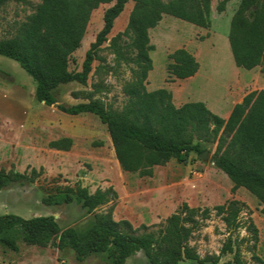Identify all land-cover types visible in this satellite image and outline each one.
<instances>
[{
	"label": "trees",
	"instance_id": "1",
	"mask_svg": "<svg viewBox=\"0 0 264 264\" xmlns=\"http://www.w3.org/2000/svg\"><path fill=\"white\" fill-rule=\"evenodd\" d=\"M129 1L41 0L34 12L17 26L13 36L0 39V56L16 62L32 78L36 101L50 107L56 104L53 91L58 86L72 82L86 85L98 52L109 41L107 48L116 60L135 67L132 80L124 87L128 97L125 107L116 112L98 99H89L69 107L58 105V111L69 116L95 115L106 126L120 169L140 178L151 177L153 167L171 159L185 162L190 153L202 154L205 151L202 144L215 145L214 166L232 181L233 191L244 188L259 201L264 217V89L245 95L226 120L213 114L204 103L189 102L176 107L170 91L146 89L153 51L149 31L164 15L209 28L211 0H132L125 31L108 40L114 21ZM10 2L26 0H0V8ZM113 2L104 11L102 28L85 52L81 70H70V56L81 47L92 11ZM224 3L225 0L219 4V12L224 10ZM128 35L133 56L123 46V37ZM228 43L237 68L253 70L264 66V0L239 1L230 21ZM168 58L167 74L174 80L189 79L199 70L195 57L185 49H177ZM70 144L66 139L53 142L50 147L67 150ZM42 173L43 168L23 173L0 168V189L34 183ZM116 199L117 193L111 187L94 193L79 184L56 187L41 199L43 205L53 207L75 202L87 213L112 205L94 214V223L85 235H79L73 228L61 230L53 216L24 219L2 215L0 245L17 252L19 238L27 246L70 249L78 262L91 255H107L109 264H125L129 257L142 251L149 264H178L185 260L219 264L221 256L226 254H233V262L223 264H244L229 243L220 255L205 258H200L189 245L193 232L209 219L208 209L201 211L184 203L167 217L156 234L137 235L130 222L113 219ZM242 207L239 202L231 201L214 210L226 228L234 231L239 227L237 218ZM249 229L254 235L257 233L252 224Z\"/></svg>",
	"mask_w": 264,
	"mask_h": 264
},
{
	"label": "rangeland",
	"instance_id": "2",
	"mask_svg": "<svg viewBox=\"0 0 264 264\" xmlns=\"http://www.w3.org/2000/svg\"><path fill=\"white\" fill-rule=\"evenodd\" d=\"M211 0V24L207 29L164 15L149 31L152 70L146 89H166L176 107L184 103L201 102L213 114L226 120L233 107L245 95L264 89V66L253 70L237 68L228 43L231 18L240 0ZM41 0L25 3L10 2L0 8V39L13 36L17 26L31 15ZM113 3L92 11L81 47L70 56L69 69L80 71L85 52L94 42L103 25V14ZM133 8L130 0L114 21L108 40L123 33ZM130 36L123 37V46L130 56ZM98 52L85 86L76 82L58 86L53 95L56 106L47 107L34 97L35 83L20 66L0 56V168L19 173L43 168V173L31 184H13L0 189V216L11 214L24 219L53 216L61 230L73 228L85 235L94 223V214L106 211L112 203L87 213L80 205L47 207L41 199L56 187L79 184L90 193L112 188L117 193L113 219L127 220L136 234L157 233L165 220L182 204L193 209L210 211L209 219L195 230L189 245L200 258L218 256L225 244H231L244 264L264 263V217L261 204L246 189L232 190V181L212 162L215 145L202 144V154L190 153L185 162L169 160L153 167L151 177L140 178L123 172L115 158L106 126L92 114L69 116L57 106H73L89 99L100 100L108 109L120 112L127 104L124 87L132 80L133 64L116 60L107 48ZM177 49L191 53L199 64L195 76L174 80L167 74L168 58ZM70 140L67 150L51 148L53 142ZM237 201L243 205L237 218L239 227L230 231L216 206ZM200 219V217H198ZM250 224L256 234L249 229ZM18 251L0 245V264H109L107 255H91L83 262L75 259L70 249L27 246L17 239ZM233 262V254L221 256L219 264ZM125 264H149L142 251L129 257ZM178 264H197L182 261ZM210 264V263H206Z\"/></svg>",
	"mask_w": 264,
	"mask_h": 264
},
{
	"label": "water",
	"instance_id": "3",
	"mask_svg": "<svg viewBox=\"0 0 264 264\" xmlns=\"http://www.w3.org/2000/svg\"><path fill=\"white\" fill-rule=\"evenodd\" d=\"M52 106H56V105L54 104ZM203 155L205 156L204 158H206V152H203Z\"/></svg>",
	"mask_w": 264,
	"mask_h": 264
}]
</instances>
